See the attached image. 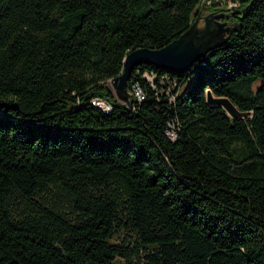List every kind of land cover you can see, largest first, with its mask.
<instances>
[{"label":"trees","instance_id":"1","mask_svg":"<svg viewBox=\"0 0 264 264\" xmlns=\"http://www.w3.org/2000/svg\"><path fill=\"white\" fill-rule=\"evenodd\" d=\"M229 1L226 42L183 73L137 66L128 107V52L205 0H0V264H264V0L209 4Z\"/></svg>","mask_w":264,"mask_h":264},{"label":"water","instance_id":"2","mask_svg":"<svg viewBox=\"0 0 264 264\" xmlns=\"http://www.w3.org/2000/svg\"><path fill=\"white\" fill-rule=\"evenodd\" d=\"M224 16L222 12L200 15L187 31L167 45L161 48L132 49L125 57L123 71L112 79L111 84L116 97L128 107L131 106L128 81L135 68L141 64H152L167 71L183 73L196 61L206 56L209 50L223 44L226 41V34L232 28L227 25V22L220 20ZM201 19L204 20L203 26H199ZM207 101L210 105L223 107L233 118L246 114L240 112L227 97H215L208 92Z\"/></svg>","mask_w":264,"mask_h":264},{"label":"built area","instance_id":"3","mask_svg":"<svg viewBox=\"0 0 264 264\" xmlns=\"http://www.w3.org/2000/svg\"><path fill=\"white\" fill-rule=\"evenodd\" d=\"M145 78L147 79V81H149L152 85V87L156 88V85L154 84L155 83V78H156V75L151 73H146L145 74ZM160 83H166L169 85V87L165 88L164 87V91L167 95H169L170 93V88L171 87H175V84L173 82L170 81V78H166V77H163L160 79L159 81ZM169 88V89H168ZM168 89V91H167ZM130 95L131 97L137 99L138 101H142L144 100V91L142 89V87L139 85V84H133L130 88ZM92 104L101 108L105 113H108L111 111L112 107H111V104L106 100V99H103V98H94L92 100ZM169 136L173 137L174 136V133L172 131L169 132Z\"/></svg>","mask_w":264,"mask_h":264},{"label":"rangeland","instance_id":"4","mask_svg":"<svg viewBox=\"0 0 264 264\" xmlns=\"http://www.w3.org/2000/svg\"><path fill=\"white\" fill-rule=\"evenodd\" d=\"M233 7H235V5H233V3H231V1H229L228 3L223 2L222 5H219L218 8H220V9H213V6H211L209 4V0H205V2L202 4V12H201L200 15L204 16V15H206L208 13H211V12H217V13L222 12V13L225 14V16L228 15V17L224 16L223 17L224 19L221 20V21H225V22H227V25L231 26L230 25V21H228V18H229V15H230L229 12L231 11V8H233ZM203 21H204L203 19L200 20L199 26H203L204 25ZM110 86H111L112 90L114 91L111 82H110Z\"/></svg>","mask_w":264,"mask_h":264},{"label":"bare ground","instance_id":"5","mask_svg":"<svg viewBox=\"0 0 264 264\" xmlns=\"http://www.w3.org/2000/svg\"><path fill=\"white\" fill-rule=\"evenodd\" d=\"M226 40H227V39H226ZM225 42H226V41H225ZM225 42H224V43H225ZM224 43H223V44H224ZM223 44H221V45H223ZM221 45H219V46H221ZM219 46H217V47H219ZM217 47H214V48H217ZM214 48H213V49H214ZM211 50H212V49H211ZM209 51H210V50H209ZM209 51H208V52H209ZM206 55H207V54H206ZM204 57H205V56H204ZM204 57H202V58H204ZM202 58H201V59H202ZM196 62H197V61H196ZM196 62H195V63H196ZM195 63H194V64H195ZM194 64H193V65H194ZM193 65H192V66H193Z\"/></svg>","mask_w":264,"mask_h":264},{"label":"flooded vegetation","instance_id":"6","mask_svg":"<svg viewBox=\"0 0 264 264\" xmlns=\"http://www.w3.org/2000/svg\"><path fill=\"white\" fill-rule=\"evenodd\" d=\"M224 18H221L220 20H223ZM202 20V19H201ZM204 22V21H203Z\"/></svg>","mask_w":264,"mask_h":264}]
</instances>
